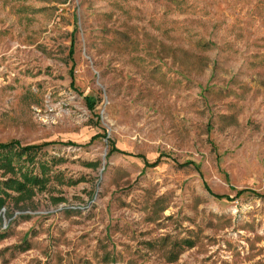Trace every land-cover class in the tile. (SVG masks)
I'll return each mask as SVG.
<instances>
[{
  "label": "rangeland",
  "instance_id": "1",
  "mask_svg": "<svg viewBox=\"0 0 264 264\" xmlns=\"http://www.w3.org/2000/svg\"><path fill=\"white\" fill-rule=\"evenodd\" d=\"M8 139L74 144L0 264H264V0H0Z\"/></svg>",
  "mask_w": 264,
  "mask_h": 264
},
{
  "label": "trees",
  "instance_id": "2",
  "mask_svg": "<svg viewBox=\"0 0 264 264\" xmlns=\"http://www.w3.org/2000/svg\"><path fill=\"white\" fill-rule=\"evenodd\" d=\"M67 52L68 56H70L72 52L71 45L68 46ZM83 99L89 108L93 106L94 99L90 95L84 94ZM98 134L99 133L91 134L86 142L90 141ZM55 142L63 143L64 141L49 139L24 144L19 143L17 139L0 141V176L3 177L0 180V206H2L7 199H11L15 205L19 201H28L36 191L45 189L49 179L47 174L49 170L48 164L46 161L38 160L36 154L42 146ZM108 142L109 151L132 154L119 149L111 140ZM64 143L74 144V141L65 140ZM134 155L142 159L143 168L153 167L158 163V156L154 157L152 160H147L142 154L134 153ZM187 164H191L197 169V165L189 159L182 161L179 165L184 166ZM241 192H243L242 189L236 191V194ZM11 193L15 194L12 195ZM214 197L229 199L227 194H214Z\"/></svg>",
  "mask_w": 264,
  "mask_h": 264
}]
</instances>
